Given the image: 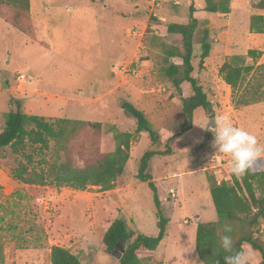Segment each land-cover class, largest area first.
<instances>
[{"label": "rangeland", "instance_id": "rangeland-1", "mask_svg": "<svg viewBox=\"0 0 264 264\" xmlns=\"http://www.w3.org/2000/svg\"><path fill=\"white\" fill-rule=\"evenodd\" d=\"M20 28L11 24V9L0 8V129L4 115L21 102L26 114L99 122V130L84 128L73 138L69 154L77 167L115 147V132H131L129 158L111 190H85L25 184L11 170L25 159L6 147L0 150V264H51L50 247L60 245L77 254L81 264H118L107 253L102 237L115 218L134 233L157 234L152 192L137 177L139 160L147 149L170 152L150 159L148 173L168 219L165 239L154 257L160 264H203L195 250L198 222L216 220L210 198L211 178L230 179L229 158L213 148L215 119L224 115L254 134L264 146V101L236 105L218 68L232 54L260 52L248 61L264 63V33L249 31V16L264 10L250 0H230L228 14L209 13L204 0H192L199 21L194 35V76L212 105V115L194 112L191 128L181 134V98L189 84L173 85L160 64L163 45L181 50L180 36H153L152 17L185 23L191 0H28ZM207 19V26L204 20ZM208 27L211 44L204 67L198 69L200 40ZM179 62V58L170 59ZM127 101L140 109L160 140L135 132V120L124 111ZM169 137H171L169 139ZM54 141L44 153L51 162ZM31 165L36 170L39 155ZM264 162V157H262ZM264 167V165H263ZM257 236L264 241V223ZM122 246L113 251L120 252ZM251 264L260 257L249 245Z\"/></svg>", "mask_w": 264, "mask_h": 264}, {"label": "trees", "instance_id": "trees-1", "mask_svg": "<svg viewBox=\"0 0 264 264\" xmlns=\"http://www.w3.org/2000/svg\"><path fill=\"white\" fill-rule=\"evenodd\" d=\"M247 1V0H245ZM251 8L264 10V0H250ZM11 9V24L20 28L21 20L29 9L28 0H0V8ZM204 10L209 13L228 14L230 0H204ZM195 7L191 0L188 6V18L185 23H176L152 17L147 30L153 36L179 35L181 50L163 45L166 57L160 64V72L171 79L174 86L188 83L190 95L181 98L182 126L178 135L188 131L192 126L194 112L202 109L209 116L212 115V105L203 87L192 76L194 35L199 21L194 15ZM204 23L207 26L208 20ZM249 31L264 33V16L252 13L249 16ZM209 29H203L198 56V69L204 67V60L208 57L211 44L208 41ZM179 58V62H171L172 58ZM260 57V52L249 49L246 54H232L227 56L218 68L221 80L229 86L232 100L236 105H247L264 101V63L249 62ZM16 108L4 115V122L0 129V150L8 147L12 153L21 154L25 162H19L11 170V175L17 180L31 185L69 187L75 190H85L96 186L102 191L111 190L115 180L124 172L129 158L130 139L132 133L128 131L115 132V147L94 161L77 167L69 154V145L78 132L84 128L99 130V122L82 121L78 119L57 118L53 122L42 116L26 114L21 110V102H15ZM122 108L135 120L134 131L146 132L152 144L159 143L160 137L144 113L123 101ZM171 137H169L170 139ZM54 141L53 159L49 163L44 159V153L49 148V142ZM170 152L165 150L147 149L139 160L137 177L146 182L152 192V201L157 215V234L148 236L134 233L127 228L122 218H115L106 229L102 243L107 253H111L117 246L123 247L118 264H160L154 257V252L165 239L168 219L163 215L160 199L151 175L147 169L150 159L155 155ZM34 155H39L38 164H45L36 170ZM264 162L261 159L255 172L242 177L230 174V179L215 181L209 187L210 198L213 203L216 220L198 222L195 230V250L198 259L203 264H224V257L230 253L220 246V238L225 234L224 226L230 225L233 240V251L243 248V244L259 254L258 264H264V241L257 236L258 227L264 223ZM119 243L116 246V243ZM51 264H81L77 254L71 253L60 245L50 247Z\"/></svg>", "mask_w": 264, "mask_h": 264}, {"label": "clouds", "instance_id": "clouds-1", "mask_svg": "<svg viewBox=\"0 0 264 264\" xmlns=\"http://www.w3.org/2000/svg\"><path fill=\"white\" fill-rule=\"evenodd\" d=\"M213 148L216 153L229 158L230 174L239 178L255 172L258 162L264 157V146L248 130L234 126L226 116L219 115L214 122ZM230 225L224 226L225 234L220 238L221 248L230 253L224 257V264H251V253L241 248L233 251Z\"/></svg>", "mask_w": 264, "mask_h": 264}, {"label": "water", "instance_id": "water-1", "mask_svg": "<svg viewBox=\"0 0 264 264\" xmlns=\"http://www.w3.org/2000/svg\"><path fill=\"white\" fill-rule=\"evenodd\" d=\"M119 243L117 242L116 243V246L118 245ZM123 252V248L121 249V251L120 252H115V251H111V254L114 256V257H116L117 259H119L120 258V255H121V253Z\"/></svg>", "mask_w": 264, "mask_h": 264}]
</instances>
